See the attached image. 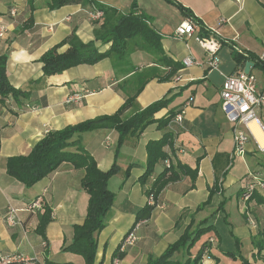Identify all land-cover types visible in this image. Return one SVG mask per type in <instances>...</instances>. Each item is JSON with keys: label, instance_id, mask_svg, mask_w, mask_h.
I'll use <instances>...</instances> for the list:
<instances>
[{"label": "crops", "instance_id": "obj_1", "mask_svg": "<svg viewBox=\"0 0 264 264\" xmlns=\"http://www.w3.org/2000/svg\"><path fill=\"white\" fill-rule=\"evenodd\" d=\"M31 1L32 13L29 0H0V25L6 29L0 39V57H6L9 84L26 92L24 98L0 100V258L22 256L40 264H84L81 257L62 250L72 241L73 226L82 224L86 215L88 196L80 186L83 171L62 165L54 174L25 188L6 175V159L27 155L48 132L114 114L125 99L120 86L131 85L134 76L149 69L157 68L162 75L169 70L157 66L152 55L135 51L122 68L104 59L92 66L79 65L44 78L40 59L72 32L84 44L95 43L99 52L108 50L109 44L94 42L98 24L87 17V12L94 9L92 4L50 10L49 0ZM175 1L188 15L164 0H94L122 13H128L134 3L137 15L150 18L148 26L160 36L163 55L179 65L170 80H150L138 94L134 109L127 110L124 118L162 98L173 97L169 106L154 117H166L170 111L183 112L184 128L177 135L181 151L172 157L171 164L197 169L194 189H188L187 177L165 188L158 199L160 207L154 208L149 220L139 222L134 232L135 244L126 249L118 264H146L150 257L161 256L175 243L192 220L198 223L206 218L216 234L202 236L190 250L193 257L204 242L210 241L211 257L204 256L199 264H221L213 255L219 258L215 245H223L219 234L225 232L229 233L230 246L238 241L245 253L243 258L252 264H264L254 258L251 245L252 237L264 225V205L257 202L258 197L264 198V190H257V198L247 203L241 201L248 183H264V152L249 140L243 155L236 156L233 125L220 109L223 78L244 70V66L238 68L233 58L234 49L255 58L264 53V0ZM188 19L199 23L193 35L174 37L175 29ZM210 34L222 41L217 51L218 67L214 70L205 64L206 52L194 41V37ZM66 49L63 46L58 52ZM187 57L200 64L183 67L181 61ZM246 62L253 64L248 74L256 79L257 90L264 93V65L249 59ZM256 118L264 133V106L256 111ZM162 133L156 124H151L137 137L126 136L117 156L115 131L80 135V143L100 171L109 170L113 164L118 168L108 181L114 202L105 216L104 229L96 237L94 264H113L120 242L136 224V212L147 201L145 187L138 181L144 172L146 145L159 140ZM163 167V163H158L153 177ZM34 204L38 208L28 210ZM43 204L51 209L44 238L35 232ZM8 206L17 210L12 226L5 221ZM249 219L255 221L256 228L250 227Z\"/></svg>", "mask_w": 264, "mask_h": 264}, {"label": "trees", "instance_id": "obj_2", "mask_svg": "<svg viewBox=\"0 0 264 264\" xmlns=\"http://www.w3.org/2000/svg\"><path fill=\"white\" fill-rule=\"evenodd\" d=\"M164 1L178 7L184 15H188V12L175 0ZM31 2L29 0L30 12L32 13L34 8ZM90 2V0H49L48 8L56 10L71 4L86 6L91 4ZM93 7L94 10L102 12L101 19L95 22L98 27L94 30V42L101 45L109 44L108 50L99 52L95 43L84 44L72 32L69 37L47 51L40 59L44 78L60 75L64 71L79 65L92 66L104 59H108L114 67L122 68L128 63L130 54L135 51H143L152 55L157 66L166 68L169 71L162 75L157 68H153L134 76L131 82L132 86L130 83H127L126 87L124 85L120 86L125 99L114 114L86 120L73 126H67L59 131L48 132L33 146L27 155L9 157L5 163L6 175L25 188H31L44 178L54 174L62 165H68L76 171H83L80 186L88 196L86 215L82 224L73 226L72 241L62 250L81 257L84 264H94L95 262L96 237L104 229L105 216L114 202V194L108 189V181L118 172V168L113 164L109 170L100 171L93 157L80 143V135L98 130L115 131L118 136L115 150V156H117L126 136L137 137L151 124H156L157 129L163 132L159 140L150 141L146 145L144 172L138 181L145 187L144 194L147 201L136 212L135 223L149 220L152 211L156 208V205H159L160 195L167 186L178 182L183 177H187L189 179L188 189L192 190L197 177V169H190L181 164H171L172 157L177 153V150L173 148L176 131L175 129H168V124L178 112L170 111L166 117L160 119L154 117L169 106L173 97L162 98L144 109L137 110L132 116L124 118V113L127 110L134 109L138 94L150 80L157 79L159 82L170 80L179 70V65L174 64L163 55L160 36L148 26L150 18L145 15H137L134 10L136 8L134 3L128 13H122L117 9L97 3H94ZM196 24V26L199 25L198 22ZM63 46H67V49L59 53L58 50ZM233 58L239 69L243 68L247 59L256 60L253 56L236 52H234ZM9 97L13 99L24 98L26 92L15 89L9 84L6 77V57L2 56L0 57V100ZM167 160L170 161V166L166 168L164 165L163 170L153 177L156 165L158 163L164 164ZM126 173H129V168ZM256 196V192H254L249 201L257 198ZM151 198L153 205L148 203ZM210 198L211 193L208 195V200ZM208 200L202 206H205ZM257 200L260 205H264V198L258 197ZM199 209L200 207L196 211ZM208 220L209 218H206L198 223H194L192 220L175 243L169 245L161 256L150 257L146 264H199L204 255L211 257L209 240L201 245L193 257L190 255V250L200 241L202 236L210 232L216 234L214 226L208 225ZM50 221L51 209L43 204L42 211L38 215L36 234L44 238L46 226ZM234 245L239 250L238 241L234 240ZM251 245L255 251L254 258L264 262V255H262V252H264V225L252 237ZM228 255L234 260L238 258L239 264H252L240 255L238 257ZM123 257L124 253L117 251L113 260L121 261Z\"/></svg>", "mask_w": 264, "mask_h": 264}, {"label": "built area", "instance_id": "obj_3", "mask_svg": "<svg viewBox=\"0 0 264 264\" xmlns=\"http://www.w3.org/2000/svg\"><path fill=\"white\" fill-rule=\"evenodd\" d=\"M236 3H240L241 0H234ZM11 14H15V10H11ZM87 17L92 22H98L102 17V12L97 10H92L87 12ZM196 22L192 19H188L182 24H180L174 31V37L182 39L184 37H191L196 29ZM6 29L4 26L0 25V39L5 35ZM194 41L199 45L201 49L206 52V65L210 69H217L218 67V57L217 51L221 46V42L213 34L208 37H194ZM227 43V42H223ZM234 49V48H233ZM236 53L243 54L239 50ZM244 55V54H243ZM255 61H258L264 65V53H262ZM183 67H193L200 63L191 58H185L182 61ZM221 103L220 109L225 116L226 120L233 125V141H234V154L236 156H241L244 153V148L249 140H252L260 152H264L257 144L250 128L249 122L255 121L257 125L259 122L256 118V111L264 106V93L259 92L256 87V79L249 75L244 74L242 70L234 75L225 76L221 85ZM183 126V112L179 111L169 122L168 129L176 131V137L173 141V148L177 152L181 151L180 146L177 143V132L181 131ZM174 131V132H175ZM166 168L170 166V161L164 162ZM257 190H264V183L260 181H254L248 183L244 188V193L241 196V201L247 203L250 196ZM150 205H153L152 198L148 201ZM38 208L36 204L28 207V210L32 211L34 208ZM160 205H156V208ZM17 210L8 206L7 213L5 215V221L8 225L12 226L15 222V215ZM264 223V220H263ZM248 224L252 228H256L257 224L254 220L249 219ZM140 223H136L134 227L123 237L120 245L118 247V252L124 253L127 248L132 247L135 244L136 237L134 232L139 227ZM118 260H113V264H118ZM0 264H40L36 261H32L22 256H9L0 258Z\"/></svg>", "mask_w": 264, "mask_h": 264}, {"label": "rangeland", "instance_id": "obj_4", "mask_svg": "<svg viewBox=\"0 0 264 264\" xmlns=\"http://www.w3.org/2000/svg\"><path fill=\"white\" fill-rule=\"evenodd\" d=\"M90 1H91L90 3L94 5V0H90ZM219 236H220L221 240L223 241V245L220 247H218L217 244H216L217 247L215 245V249L219 253V258H218V256L216 257L215 255H213V257L215 258V261H216V259H220L221 264H235V263L239 264V261L237 260L238 258L236 260H234L231 257H229L228 254H231V255L238 257L239 255L243 256V254H245L244 251H242L240 248H239V250H237L235 248V245H233V244H232V246H230V240L228 239V237L230 238V236H229L228 232H225L224 235L219 234ZM226 245H228V246H226ZM204 256H205V258L208 257L206 255H204ZM204 256H203V258H204ZM216 264H218V262H216ZM219 264H220V262H219Z\"/></svg>", "mask_w": 264, "mask_h": 264}, {"label": "bare ground", "instance_id": "obj_5", "mask_svg": "<svg viewBox=\"0 0 264 264\" xmlns=\"http://www.w3.org/2000/svg\"><path fill=\"white\" fill-rule=\"evenodd\" d=\"M249 128L261 149H264V133L259 125L255 121L249 122Z\"/></svg>", "mask_w": 264, "mask_h": 264}, {"label": "water", "instance_id": "obj_6", "mask_svg": "<svg viewBox=\"0 0 264 264\" xmlns=\"http://www.w3.org/2000/svg\"><path fill=\"white\" fill-rule=\"evenodd\" d=\"M253 66L252 63L250 62H246L245 65H244V70H243V73L244 74H248L249 73V69Z\"/></svg>", "mask_w": 264, "mask_h": 264}]
</instances>
